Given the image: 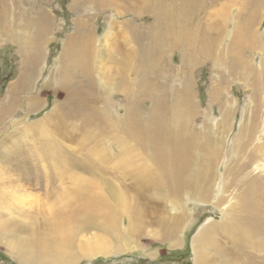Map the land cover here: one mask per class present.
<instances>
[{
	"label": "rangeland",
	"instance_id": "374dc122",
	"mask_svg": "<svg viewBox=\"0 0 264 264\" xmlns=\"http://www.w3.org/2000/svg\"><path fill=\"white\" fill-rule=\"evenodd\" d=\"M262 2L0 0V146L4 141L9 155L0 159V264H195V242L228 213L229 203L218 205L232 179L224 171L233 165L235 141L253 124L250 72H264V49L244 51L233 42L254 31L264 42ZM254 10V31H248ZM205 41L213 57L203 55ZM131 47L132 85L117 64L119 49L125 54ZM237 56L248 66L233 74L230 58ZM82 61L91 70L87 83L63 79ZM130 88L138 124L158 116L149 144L127 145L116 132L114 115L124 118ZM73 104L86 115L88 105L102 109L116 139L79 119L61 122ZM262 104L258 136L264 140V95ZM175 133L182 146L192 140L198 147L190 151L196 162L205 156L201 145L212 143L218 178L206 201L187 191L139 189L144 186L135 182L137 171L160 176L156 147L184 158L182 146H173ZM129 147L132 159L121 163ZM240 195L231 188L226 202L237 204ZM179 214L183 221L172 236L168 218ZM62 225L73 230L63 243ZM24 239L47 242L33 262L17 249ZM245 248L237 249L239 256ZM207 253L214 259L210 248Z\"/></svg>",
	"mask_w": 264,
	"mask_h": 264
},
{
	"label": "bare ground",
	"instance_id": "6f19581e",
	"mask_svg": "<svg viewBox=\"0 0 264 264\" xmlns=\"http://www.w3.org/2000/svg\"><path fill=\"white\" fill-rule=\"evenodd\" d=\"M183 1L186 0H180V2ZM262 3L264 4V2ZM256 14L258 15V12L254 10L250 19L247 21L245 28H247L248 31L253 30V22L257 18H251L254 15L256 16ZM257 34L258 33L254 31L250 33V36H248V38L246 37L245 40L243 39V36H238L244 41H240V44H237L235 41L233 42V45L235 48L244 51L248 49V47L255 45H258V49H264V42L261 40L263 37H260V35ZM83 36L87 38L86 35L83 34ZM204 48L205 49L202 50L204 56H214L211 50V42L205 41ZM119 51L120 58L117 62L119 65V74L122 73L123 77L128 80V82H130V85H132L131 75L134 72V60L131 53L133 52V48H129L125 54L121 52V48ZM200 54H202V52ZM230 61L231 64L236 67L233 74L239 69L241 70L243 68L245 70V67L248 66L244 62L247 61V59L241 56H237L236 59L230 58ZM87 66V63L82 61L81 67L78 69L67 68V74L63 76V79L67 78L66 81L71 82L74 80L75 82H78V80H85L87 83V80L89 79L88 75L91 73V70L88 69ZM249 68L252 67L249 66ZM250 76V85L253 87L255 103L253 124L250 129L243 131L242 139L238 138L235 141L233 148V165L230 167L228 166L223 175L225 180L228 178L227 176H230L232 179L229 180V185L226 183L222 188L223 196H221L218 202V205L220 206L229 203L230 206L228 213L226 217L223 213V218L220 222L207 227L195 242V264H264V140L261 139V136H258V117L263 107L262 100L264 95V72H261L259 69L251 70ZM132 91V88L127 91V97L129 96L130 99L126 101L127 108L125 110L126 112L124 118L117 116L115 117L114 115V120H116L117 126L115 127L117 129L116 132L118 131L125 134V137L128 140L127 145H129L130 142L136 143L137 145L146 143L149 144L151 136L148 131L150 130L151 124H155L154 119L158 116L153 115L152 118H154L152 122L150 120H146L138 124L137 116L139 115L135 111L137 98L134 97ZM185 94L183 93L181 100H185L184 102H187L188 100L185 99L187 95ZM89 99L90 97L87 98V100ZM83 100L85 99H81L82 102ZM12 104L13 103L10 104V108ZM71 106V109L65 110V112L63 111L64 113L60 114L61 116L59 115L61 122L68 123L73 119H79L85 126H96L101 129L103 134L110 135L116 139V135L112 132L114 125L110 123L111 120H109L108 116L105 115V112L102 109L88 105L90 109H88L89 111L86 115L83 112H80L81 109H78L77 104V107H75L74 104ZM175 106V110L180 108V105L178 104ZM154 130L159 133L157 125L154 127ZM7 139H5V141ZM175 139L176 140H173V146L175 147V150L178 151L176 148L179 149V146H182V144L177 135ZM122 140L123 139L119 136L117 137V140H115L116 146L120 152ZM4 143L5 142L3 141L0 146V159L7 161L9 155L7 154L4 147L6 143ZM212 147V143H209V145H207V143L201 145L199 149L203 151L205 156L200 162L198 160L196 162L194 155L192 152H190L195 148L198 149V147L192 143V140L182 146L183 153H185V155H183V159L178 157V152L176 153L173 151L169 155L168 153L160 151L159 147H156L155 156L158 157V163L156 166L160 172V176H151L149 178V174L146 173V175L142 171L143 175L139 177V172L137 171V174L135 175V182L139 180L138 185L144 186L139 189L151 188L155 191L164 190L169 192L171 196L179 193V191H187L191 192L196 199L200 201H206L209 198L208 193L214 183L216 178L215 176H217L215 164L212 162ZM132 153L133 148L129 147L126 153H123L121 156H119L121 157L119 158L121 163L125 161V163H127V160H131L132 158L130 156ZM128 168H130V162L128 164ZM130 174H132L131 171H129V175ZM162 183H166L164 188ZM231 188H239L241 191V200L238 199L237 204L226 202L227 198L225 197V194L228 193ZM236 209L238 212H236ZM234 212L236 215H233ZM168 220V233L173 236L175 235L176 229L180 227L183 221V216L180 214L174 215L173 217L168 218ZM64 227L65 226L62 225V227L59 228L58 233V237L62 243L65 242L73 233L71 228L66 229ZM217 237L228 241L229 243L233 244V246L226 247L227 244L221 246ZM241 244L246 245V250L244 254L239 256L237 249L241 248ZM40 245H44L43 247H45L47 246V242L40 241L39 239H36L35 241L24 239L20 242V245L17 247V249L20 251L21 258L25 262H33L39 252L38 246ZM208 247L213 251L215 255L214 259H210L208 256ZM93 249L97 250L98 248L94 247Z\"/></svg>",
	"mask_w": 264,
	"mask_h": 264
}]
</instances>
